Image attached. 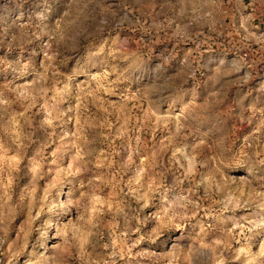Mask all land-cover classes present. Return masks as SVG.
<instances>
[{"label": "rangeland", "instance_id": "rangeland-1", "mask_svg": "<svg viewBox=\"0 0 264 264\" xmlns=\"http://www.w3.org/2000/svg\"><path fill=\"white\" fill-rule=\"evenodd\" d=\"M0 264H264V0H0Z\"/></svg>", "mask_w": 264, "mask_h": 264}, {"label": "crops", "instance_id": "crops-1", "mask_svg": "<svg viewBox=\"0 0 264 264\" xmlns=\"http://www.w3.org/2000/svg\"><path fill=\"white\" fill-rule=\"evenodd\" d=\"M239 1L245 3V2H248L250 0H239Z\"/></svg>", "mask_w": 264, "mask_h": 264}]
</instances>
